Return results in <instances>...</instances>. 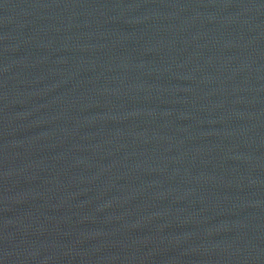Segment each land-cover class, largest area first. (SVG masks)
<instances>
[{"label":"water","instance_id":"obj_1","mask_svg":"<svg viewBox=\"0 0 264 264\" xmlns=\"http://www.w3.org/2000/svg\"><path fill=\"white\" fill-rule=\"evenodd\" d=\"M0 264H264V0H0Z\"/></svg>","mask_w":264,"mask_h":264}]
</instances>
